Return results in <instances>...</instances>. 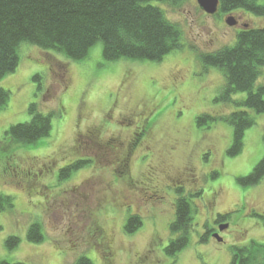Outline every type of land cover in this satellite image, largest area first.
Masks as SVG:
<instances>
[{"label":"rangeland","instance_id":"374dc122","mask_svg":"<svg viewBox=\"0 0 264 264\" xmlns=\"http://www.w3.org/2000/svg\"><path fill=\"white\" fill-rule=\"evenodd\" d=\"M156 4L182 27L185 37L184 49L169 54L162 62L126 59L107 62L102 44L96 45L84 60L74 61L62 53L26 44L20 50L16 71L0 80V87L11 92L8 107L0 110V196H8L14 204L0 212V261L74 264L77 258L87 255L93 264H107L85 231L88 224L77 200L63 194L93 175L92 163L74 172L67 183L59 178L62 166L45 176L41 183L49 185L50 192L41 183L27 181L25 168L32 157L40 164L49 158L55 159L56 166L63 163L74 145L78 113L85 110L92 115L84 124L96 122L121 89L126 97L128 93L131 96L130 100H124L126 109L142 104L154 108L155 147L165 150L176 144L175 154L162 158L168 159L163 169L181 171L188 159L193 162L194 178L184 182L183 195L197 194L200 190L202 193L194 198L190 243L176 256L165 251L172 238L170 224L179 196L176 188H168L167 194L162 193L165 198L156 204L143 201L139 208L134 205L132 212L139 209L144 224L133 234L124 230L129 210L125 214L122 208L110 207L98 213V222L114 238L113 264H232L234 245L251 240L264 244V220L254 215H264V178L251 186H243L239 181L264 158V113L255 115L256 125L246 131L243 151L235 156L228 154L233 142V127L228 122L219 119L210 128L209 123L201 127L196 124L202 113L222 118L236 109L232 103L216 101L225 84L224 74L217 67L204 69L199 54L233 45L241 30L263 27L264 17L243 8L209 15L197 0H185L179 6ZM229 17L238 23L230 26ZM64 72L70 80L63 77ZM127 72L135 73L136 80L122 87ZM37 74L40 80L34 79ZM260 84H264V67L257 86ZM246 96L245 92H238L234 98ZM33 101L40 111L56 114L53 130L37 144H23L5 133L11 125L31 120L28 108ZM210 144L213 152L204 151L201 159L204 147ZM137 169L135 165L134 174ZM218 214L230 218L223 222L228 228L217 238L211 233ZM37 221L45 233L41 243L28 239V230ZM206 230L209 234L202 240ZM11 234L19 236L21 242L10 250L5 240Z\"/></svg>","mask_w":264,"mask_h":264},{"label":"trees","instance_id":"16d2710c","mask_svg":"<svg viewBox=\"0 0 264 264\" xmlns=\"http://www.w3.org/2000/svg\"><path fill=\"white\" fill-rule=\"evenodd\" d=\"M185 0H0V80L15 72L20 65V50L32 44L44 50L64 54L74 61L87 58L91 50L102 44L105 61L132 60L139 62H162L169 54L185 47L182 27L171 21L162 7L156 3L179 6ZM247 9L264 17V2L259 0H220V12L230 13ZM204 69L219 68L225 77L220 96L216 101L232 103L236 109L225 117L202 113L196 124L203 126L222 119L233 127V142L228 154L235 156L244 148L246 131L256 125L255 115L264 113V84L257 86L264 67V26L241 30L233 45H226L213 52L199 54ZM34 79H41L37 74ZM238 92L247 94L245 99H235ZM11 92L0 87V110L8 107ZM252 110L254 113H252ZM31 120L11 125L5 135L23 144H37L49 137L53 130L54 113L39 110L33 101L28 108ZM207 126V125H206ZM80 161L60 172V180L68 179L74 172L88 166ZM264 178V158L253 171L239 181L243 186L259 184ZM179 196L175 204V217L170 224L172 238L165 251L176 256L185 249L194 228V198L197 194ZM7 204V206L4 204ZM5 207H14L8 196H0V212ZM254 215L264 220V215ZM230 217L220 214L219 221ZM143 225L139 215H132L125 223L128 234L138 231ZM1 228V225H0ZM208 229V228H207ZM209 233L206 230L202 240ZM28 239L34 243L45 240L40 222H34L28 230ZM19 236L8 235V249L20 245ZM232 264H264V244L251 240L244 245L232 247ZM0 264H25L22 261L1 260ZM74 264H93L87 256L77 258Z\"/></svg>","mask_w":264,"mask_h":264},{"label":"flooded vegetation","instance_id":"af4514ba","mask_svg":"<svg viewBox=\"0 0 264 264\" xmlns=\"http://www.w3.org/2000/svg\"><path fill=\"white\" fill-rule=\"evenodd\" d=\"M63 77L70 80L67 72H64ZM135 80V73L127 72L123 75L122 87L134 83ZM123 92L125 93V90ZM130 99L129 93L126 97L122 89L119 90L117 96L108 104L105 113L92 123L89 121L84 124L92 115L89 116L85 110V112L80 111L76 120L74 145L64 157L65 161L56 166L54 158H49L40 164L36 157H32L31 162L28 163L29 166L25 168L27 181L39 184L44 182L45 176L51 175L61 166L63 170L80 161L92 163L93 175L80 185L65 190L63 194L68 199L77 200L75 201L80 206V212L88 224L85 231L95 242L94 247L107 264H113L115 259L114 238L98 222V213L110 207L122 208L125 214L129 210L126 221L132 215H139L144 224V218L139 209L132 212L135 204L137 208L143 201L156 204L165 198L162 193L167 194L168 188H183L186 180L194 178V164L189 159L181 171L169 172L163 169V164L168 159L162 160V158L175 154L176 144H171L165 150L157 149L153 132L154 108L150 104H142L136 108L126 109V104L124 106L123 104ZM212 147L213 144L204 147L201 159L202 154H205L204 151L213 152ZM190 158H193V152ZM135 165L138 166L136 174L133 172ZM68 179L64 183H67ZM41 186L50 192L49 185L41 183ZM218 216L217 219L215 218L214 232L211 233L217 238L221 235L220 232H223L220 226L225 224L219 221ZM157 240L158 237L155 235L154 242Z\"/></svg>","mask_w":264,"mask_h":264},{"label":"water","instance_id":"95a60500","mask_svg":"<svg viewBox=\"0 0 264 264\" xmlns=\"http://www.w3.org/2000/svg\"><path fill=\"white\" fill-rule=\"evenodd\" d=\"M197 2L200 8L209 15L216 14L220 8V0H197ZM227 24L230 26H235L237 21L234 17H229L227 19ZM228 226V224H223L220 226V230L223 231L224 229L228 228Z\"/></svg>","mask_w":264,"mask_h":264},{"label":"bare ground","instance_id":"6f19581e","mask_svg":"<svg viewBox=\"0 0 264 264\" xmlns=\"http://www.w3.org/2000/svg\"><path fill=\"white\" fill-rule=\"evenodd\" d=\"M218 12H220V8H219ZM218 12H217V13H218ZM217 13H216V14H217ZM214 15H215V14H214Z\"/></svg>","mask_w":264,"mask_h":264}]
</instances>
